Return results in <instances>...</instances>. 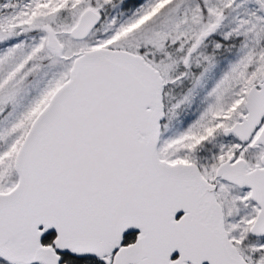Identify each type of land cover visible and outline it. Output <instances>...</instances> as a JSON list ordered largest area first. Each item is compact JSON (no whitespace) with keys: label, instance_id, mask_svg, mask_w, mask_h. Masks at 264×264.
I'll return each instance as SVG.
<instances>
[{"label":"snow or ice","instance_id":"6c2138e0","mask_svg":"<svg viewBox=\"0 0 264 264\" xmlns=\"http://www.w3.org/2000/svg\"><path fill=\"white\" fill-rule=\"evenodd\" d=\"M0 264H264V0H0Z\"/></svg>","mask_w":264,"mask_h":264}]
</instances>
